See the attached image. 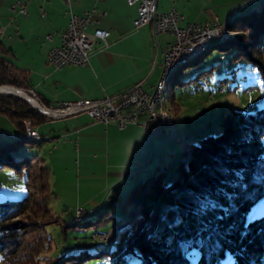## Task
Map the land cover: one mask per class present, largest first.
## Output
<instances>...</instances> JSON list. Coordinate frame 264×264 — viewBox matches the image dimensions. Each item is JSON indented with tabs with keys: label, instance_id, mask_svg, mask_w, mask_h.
Masks as SVG:
<instances>
[{
	"label": "trees",
	"instance_id": "trees-1",
	"mask_svg": "<svg viewBox=\"0 0 264 264\" xmlns=\"http://www.w3.org/2000/svg\"><path fill=\"white\" fill-rule=\"evenodd\" d=\"M258 6L257 10L243 9L224 23L229 34L221 36V48L218 41L211 40L200 54L185 60L171 73L165 90V106L171 114L180 112L181 106L173 89H168L169 81L177 77L180 82L178 77L183 69L202 62L215 47L229 51L228 62L247 61L264 82V4ZM11 56V49L0 39V85L30 88L28 71L19 68ZM219 63L218 58L186 82L190 85L198 76L212 72ZM220 72H224L222 68ZM226 80V76L219 78L221 82ZM0 115L13 122L23 135L22 139L13 141L0 137V168L18 162L15 171L20 175L25 171L27 188L23 196L0 200V260L2 264H38L40 254L51 246L47 225H61L63 219L54 216L48 206L49 167H38L30 187V169L37 163L32 165L29 160L38 154H32L31 148L22 144H37L42 139L26 136V120L32 126H39L48 119L26 99L13 93H0ZM207 124L214 126L211 121ZM172 128L167 137L172 136ZM185 137L190 141L179 145L178 141ZM263 137L264 105L254 111L225 112L215 133H200L197 138L189 131L175 135L172 145L190 148L186 154L182 148L184 153L178 160L175 175L167 176V168L162 165L161 159L166 156L163 145L154 173L135 182L124 199L123 207L139 200L137 215L127 220L129 207L123 216L115 217L113 225L124 226L110 247L99 250L89 245L90 250L117 258L130 252L138 256L140 264H227L229 259L230 264H264V211L257 208L264 204ZM18 145L22 146L24 156L17 159L12 151ZM160 167L163 170L159 171ZM111 208L112 205H107L104 210ZM125 219L131 224L122 222ZM85 220L88 219L83 217L70 226H81ZM75 257L64 252L45 259L44 264H72L69 261Z\"/></svg>",
	"mask_w": 264,
	"mask_h": 264
},
{
	"label": "crops",
	"instance_id": "crops-1",
	"mask_svg": "<svg viewBox=\"0 0 264 264\" xmlns=\"http://www.w3.org/2000/svg\"><path fill=\"white\" fill-rule=\"evenodd\" d=\"M17 1L0 0V39L11 49V60L19 68L28 71L30 88L41 102L52 106L78 98L115 96L126 92L136 83L150 92L160 78L163 50L174 41V35L165 32L154 37L150 24L135 27L133 19L137 15L136 4L129 5L125 0H20L26 1L27 15H23ZM251 2L158 0L157 9H175L183 15L180 25L194 21L214 22L216 17L218 22L225 23ZM92 8L96 10L95 21L86 27L91 41L88 63L55 68L48 62L47 55L52 47L60 43L61 33L68 23V10L82 13ZM95 29L109 31L107 45L94 35ZM23 44L27 51L30 45L33 48L24 66L20 62L23 53L18 54ZM145 118V115L140 114L137 123L119 128L112 122L92 121L86 114L78 113L59 118L63 120L56 123L58 131L50 127L48 132L40 133V125L37 130L42 136L41 141L47 142L46 148L50 147V143L59 142L53 145L51 155L54 152L64 155L69 146L72 153L78 154L79 172L83 168L85 175L103 176L104 181L97 192L86 200V204L92 205L93 209L105 202V199L98 198L106 189L113 192V197L121 199L135 182L152 175L156 165L154 159L156 155L160 156L163 145L171 147L175 135L185 132L176 129L171 137H150L140 125ZM65 133L66 139L61 137ZM59 137L63 142L69 138L70 141L62 145ZM115 200L110 199L112 204L108 205L114 208ZM120 205L125 214L131 204L125 207L123 203Z\"/></svg>",
	"mask_w": 264,
	"mask_h": 264
},
{
	"label": "rangeland",
	"instance_id": "rangeland-1",
	"mask_svg": "<svg viewBox=\"0 0 264 264\" xmlns=\"http://www.w3.org/2000/svg\"><path fill=\"white\" fill-rule=\"evenodd\" d=\"M23 2L26 1H21V3ZM262 4H264V0L251 2L245 7L257 10L259 8L258 5ZM12 8H14V5ZM222 27L225 28L224 23H222ZM228 34L229 32L225 30L224 37ZM212 40L213 42L218 41L219 48L222 47L223 44L221 36H217ZM29 47L30 50L27 51L25 45L23 44V47L18 50V54L23 53L20 61L22 66H24V62H26L29 56L33 53L32 46L30 45ZM228 52L220 51L217 47H215L212 49L211 54H209L202 62L197 65L184 68L182 74L178 77L180 82L177 81V77L171 78L168 89H173L176 100L179 101L181 106L180 112L173 115L166 108L164 102V109L166 113L171 116L173 121H175V127L172 128V132H175L176 129H181V131L184 130L185 132L189 131L195 136V138H197V135L200 133H203L204 135L215 133L220 129V120L225 112L231 109L254 111L257 106L264 105V82L260 73L251 67L245 60L228 62V55L230 54ZM218 58L220 63L213 68L212 72H207L206 75L198 76L197 80H192L190 85H188L186 82L188 78H193L198 70L208 67L211 62L218 60ZM221 68L224 71L222 73L220 72ZM225 76L227 77L226 81H219V78ZM9 86L14 87L12 85H8V87ZM14 88L23 91L28 98L37 101L38 110L49 120L40 125V133L48 132L50 127H53L54 131H58L59 127L56 123L63 120L59 118L75 115H50L43 111V109L46 111L44 106L48 105L42 103L34 92L32 93L28 90L31 88ZM0 119V137L3 140L13 141L16 139H22V133L13 122L3 115H0ZM209 121L213 122V127L208 126L207 123ZM26 122L29 121L26 120ZM185 124L188 125V129L186 130L184 128ZM200 129L201 132H199ZM63 135H61V137H63ZM58 139L60 141L62 140L60 137ZM262 140L264 144V137ZM68 141H70V138L64 142L62 140L61 144L63 145V143ZM186 141H190L189 137H185L184 139L178 141V143L180 145L181 142ZM57 143H50V147L48 148H46L47 142L45 141H40L37 144L31 142H25L22 144L25 147L31 148L32 154L34 152L38 154L37 157L29 160L32 165L34 162L37 163L30 169V187H32V181L35 173L38 172V167H49L50 189L47 198L48 206L54 216H59L63 219V224L61 225H47L48 235L51 236V246L48 250H45L40 254L38 264H44L45 259L52 257L53 255H60L64 252L76 255L75 258L69 261L72 264H140L138 256L130 252H126L123 256L117 258L116 256H111L109 253L104 252L97 254L95 251L90 250L89 245L96 246L93 244V241L99 242L100 239L104 238V235H106L105 242L100 246H96L97 248L99 247V250L108 249L112 242L116 239L119 230H121V227L124 225H120V223H118L115 227H113L115 221L114 218H119L124 215L120 203L124 202L126 193H124L122 198L119 199L116 196L113 197V192L106 189L98 198L100 200L105 199V202L99 207L91 209L92 205L86 204V200L89 198V195H93L97 192V188L104 181V179H102L103 176L101 174L94 176L85 175L83 173V168H81V171L79 172L78 154L76 152L72 153L71 147L69 146L66 147L67 151L64 155H57L55 152L51 155L50 151L52 150L53 145H58ZM182 148L178 147V145L174 143L171 147L166 149V156L163 159H161L159 155H156L154 159L155 164L161 159L162 165L167 168V176L175 175L178 160L182 158L184 152L186 154L190 150V148H183L185 150L183 152ZM32 154L27 155L31 156ZM12 155H14L17 159L24 156L22 146L18 145L17 148L12 151ZM17 164L18 162H14L13 165H5L3 168H0V200L5 198H18L27 192V188L24 185L26 173L23 171V174L20 175L16 172L15 168ZM170 165L173 166V168H170ZM162 167H160L159 171L163 170ZM134 175H136V173H134ZM167 180L168 179H166V181ZM145 189L146 186L143 188L142 193ZM110 199L115 200L116 206L114 208L104 210L105 206L112 204L110 203ZM131 206H133V210L128 212L126 217L129 221H131L138 213L139 200L137 199V201L133 202ZM78 208H82L83 211L77 212ZM257 208L264 211V204L257 205ZM86 212L88 213L84 216ZM73 217L74 219L72 220ZM83 217L88 220L83 221L81 226H70V224L80 221ZM126 219L122 222L129 224L130 222L126 221ZM65 225L68 226L64 228ZM63 230H65V232H63ZM230 262L231 261L229 259L227 264H230ZM0 264H2L1 260Z\"/></svg>",
	"mask_w": 264,
	"mask_h": 264
},
{
	"label": "built area",
	"instance_id": "built-area-1",
	"mask_svg": "<svg viewBox=\"0 0 264 264\" xmlns=\"http://www.w3.org/2000/svg\"><path fill=\"white\" fill-rule=\"evenodd\" d=\"M127 4L137 5V15L133 19V25L139 27L143 24H150L153 36L159 33L170 32L174 35V41L168 43L163 50L162 71L164 73L170 62L184 57L190 50L208 39L221 35L222 23L214 22H188L180 25L183 15L175 9L169 11H159L157 9L158 0H125ZM69 2V0H67ZM19 11L27 15L26 2L17 1ZM42 10V14H43ZM94 8L85 10L82 13L68 10L69 18L64 31L60 36L59 45L52 47L48 53V62L55 68L63 66H83L89 61V50L91 41L88 38L86 27L94 22ZM94 35L107 45L109 31L95 29ZM159 80V79H158ZM152 86L150 92H146L140 83L134 84L126 92L115 96H104L101 98H78L70 101L59 102L56 105L44 106L48 114L63 116L76 113L86 114L92 121L101 123H114L119 128H124L128 124L137 123L138 116L143 114L146 119L141 123L150 137L159 139L169 136L164 132L160 107L156 104L155 92L157 84ZM34 92L33 89H28ZM25 133L35 136L40 135L37 127L25 121ZM66 139L67 135H63ZM133 209V206L131 207ZM130 208V210H132ZM129 210V211H130ZM83 211L78 208L77 212ZM114 227V226H113ZM111 227V228H113ZM102 240V241H101ZM106 240V235L99 242H94L96 246L102 245Z\"/></svg>",
	"mask_w": 264,
	"mask_h": 264
},
{
	"label": "bare ground",
	"instance_id": "bare-ground-1",
	"mask_svg": "<svg viewBox=\"0 0 264 264\" xmlns=\"http://www.w3.org/2000/svg\"><path fill=\"white\" fill-rule=\"evenodd\" d=\"M163 33H165V32H163ZM224 33H225V28L221 26V35H219V36H222L223 35L222 37H224ZM212 39H208V40L204 41V43L199 44L196 47L192 48L188 54L184 55V57H179L178 60L170 62V64L168 65V67L165 69L164 73L162 74V76H160V78L158 80L157 92H155V99H156V104L159 105V107H160V114L162 116V122H163V125H164V132H165V134L170 135V131H171L170 129L172 127H174V121H173V119L171 118V116L169 114L166 113V111L164 109L165 90H166V84L168 82V79L170 78L171 73L182 62H184L185 60H187V59H189L191 57H194V56L200 54L204 50V48L207 46V44L210 43V41ZM0 90H13V91H15L14 89H12L11 87H8V86L0 87ZM19 92L22 95L26 96L23 91H19ZM29 99L31 100V102L35 106H38L37 105V101L32 100L31 98H29ZM26 136L29 137V138L35 139V140H38L40 138L39 137L40 135L32 136V135L26 134ZM132 210H130V211H132ZM130 211H128V212H130Z\"/></svg>",
	"mask_w": 264,
	"mask_h": 264
},
{
	"label": "water",
	"instance_id": "water-1",
	"mask_svg": "<svg viewBox=\"0 0 264 264\" xmlns=\"http://www.w3.org/2000/svg\"><path fill=\"white\" fill-rule=\"evenodd\" d=\"M4 86H8V85H0V87H4ZM9 87H11V86H9ZM11 88L14 89L15 91H13V90H0V93H13V94L19 95V96L23 97L24 99H26L27 101H29L32 104L33 107H35L36 109H38V107L35 106V105H33V103L31 102V100L27 96H24V95H22L19 92L20 90L14 88V87H11Z\"/></svg>",
	"mask_w": 264,
	"mask_h": 264
}]
</instances>
